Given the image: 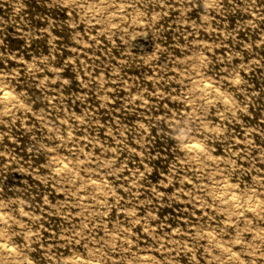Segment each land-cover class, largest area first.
Listing matches in <instances>:
<instances>
[{
    "label": "clouds",
    "instance_id": "obj_1",
    "mask_svg": "<svg viewBox=\"0 0 264 264\" xmlns=\"http://www.w3.org/2000/svg\"><path fill=\"white\" fill-rule=\"evenodd\" d=\"M26 6L0 0V32L27 25ZM55 6L75 22L69 41L104 58L77 56L75 77L56 87L63 76L53 57L20 73L0 41V264H264V138L254 142L241 119L254 97L242 73L264 69V0ZM148 36L150 48L128 46ZM129 66L137 77L127 76ZM73 79L87 92L77 95ZM110 100L118 104L102 123L98 109ZM149 128L174 141L170 194L147 166L141 171ZM14 172L19 182L6 187ZM165 197L184 205L179 219L157 215Z\"/></svg>",
    "mask_w": 264,
    "mask_h": 264
},
{
    "label": "rangeland",
    "instance_id": "obj_2",
    "mask_svg": "<svg viewBox=\"0 0 264 264\" xmlns=\"http://www.w3.org/2000/svg\"><path fill=\"white\" fill-rule=\"evenodd\" d=\"M55 4L56 0H27L25 9L28 22L27 25H10L6 32H0V41H3L4 44L16 53L15 59L11 61V66L16 68L20 73H23V67L21 66L25 65L26 62L31 63L33 59L40 56L45 58L49 56L53 57L55 63L52 67L60 71L63 76V79L54 81L55 86L59 87L64 79H68L70 76L73 78L75 77L76 71L74 67H72V62L76 61V63H79L77 56H79L80 60L88 59L90 63L93 55L100 59L104 57H102L99 51H89L84 45L78 46L75 41H69L68 37L71 33L68 29L72 28L75 22L68 19L69 12L67 9L61 11ZM0 16L7 18V13L2 8H0ZM235 23L234 19H229L224 22L229 29L235 27ZM224 24L221 26L224 27ZM240 38H244L243 33H240ZM85 39H87V37H85ZM231 41V37H228L227 40L224 41L225 48L229 46ZM217 43H219V41H217ZM128 46H130L133 51L140 52L150 48L152 46V40L150 36L137 37L135 40H130ZM236 62H239V60L237 59ZM139 72L140 70L137 67L129 66V68L126 69L128 77H137ZM242 75H245L246 78L249 79V83L252 85L250 91L254 93V97L248 110L249 114L241 119L247 126L253 141L261 143L262 138H264V91L261 90L262 85H264V69L258 68L255 69L251 75L244 73H242ZM108 86L110 87V85ZM71 87L73 91H76L77 95H79L80 92H87V89L80 86L79 80L73 79ZM27 90L23 78H21L18 91L26 92ZM90 99L93 100L94 104L98 105L101 103L94 98L90 97ZM113 103L118 104V101L110 100L107 108L100 107L98 109V115L101 117L102 123L113 118ZM162 103H167V99L165 98ZM76 105L79 108L80 101L77 100ZM234 127L239 137L242 134V129L237 126ZM148 132L149 136L145 137L147 150L146 152H142L144 164L141 165V171H143L144 166H147L150 169L148 173L149 179L152 180L153 183H159L163 180L164 184H161L159 190L162 193L170 194L173 190L172 185H167L165 187L166 180L164 178L167 177L168 170L173 162L172 147L174 141L167 137H161L153 128H149ZM29 140V134L24 133L20 135V142L16 151L19 152L21 156H24L27 152ZM64 154L67 153L65 152ZM214 155H222V149L218 150ZM44 163L45 161L41 159L40 164L43 165ZM19 176V172L12 173L5 180V186L7 187L8 184L13 182L18 183L19 180H15V178ZM49 199H51V197H49ZM183 207L184 205L180 204L179 201L171 203L166 202L165 197V200L161 201V206L157 215L161 218L169 217L179 219V214ZM51 219L54 224L58 222L56 217H52ZM45 226L47 227V224ZM173 226L175 227V225ZM49 234L50 233H45V235ZM181 264H183V262H181Z\"/></svg>",
    "mask_w": 264,
    "mask_h": 264
},
{
    "label": "bare ground",
    "instance_id": "obj_3",
    "mask_svg": "<svg viewBox=\"0 0 264 264\" xmlns=\"http://www.w3.org/2000/svg\"><path fill=\"white\" fill-rule=\"evenodd\" d=\"M8 94L7 93H5V96H7Z\"/></svg>",
    "mask_w": 264,
    "mask_h": 264
}]
</instances>
